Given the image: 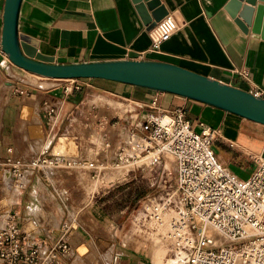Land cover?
Returning <instances> with one entry per match:
<instances>
[{
    "label": "crops",
    "instance_id": "1",
    "mask_svg": "<svg viewBox=\"0 0 264 264\" xmlns=\"http://www.w3.org/2000/svg\"><path fill=\"white\" fill-rule=\"evenodd\" d=\"M228 1L161 0L168 13L175 16L178 28L159 50L151 48V29L148 30L143 22L133 0H22L18 30L50 47L53 52L45 55L53 56L57 63L117 59L159 60L249 92L255 87L264 89V38L260 34L243 32L240 29L225 9ZM3 4L4 0H0V73L8 74L9 69L15 74H21L26 71L12 64L1 49ZM244 70H247V74L243 73ZM88 82L92 90L100 92L99 97L84 94V89L80 93H65L63 85L61 88L56 86L49 90L51 93L48 96H42L43 101L56 107L54 116L58 115L59 118L52 128L46 122L42 136L37 138L41 147L35 153L22 154L10 143L15 133L12 118L1 117V139L10 143L6 149L10 147L15 156L30 159L40 152L50 138H53L51 143L57 138L59 144L64 137L71 143L72 149L67 153L57 154L72 158L86 151L87 138L80 130L98 126L91 117L93 113H97L105 127L112 131L111 140L118 141L130 130L141 133L140 123L145 114L151 111L148 105L156 100L162 109L184 110L186 118L197 131H201L203 126L219 129L220 137L217 141L240 150L241 157H264V125L169 92H156L149 88L100 78H88ZM111 100L125 108L116 110L111 105ZM39 118L41 120L40 114ZM244 121H248V124ZM29 127V133L23 128L24 137L31 138L34 128L32 125ZM255 127H259L262 134L252 132ZM59 128L62 129L61 133H58ZM78 133L81 135L76 141L71 135ZM26 141L28 140H24L25 144L29 145ZM56 145L52 146L53 151ZM230 162L229 159L227 167L243 179L255 170L247 169L246 174L240 176L233 170ZM2 168L0 170L3 173L6 170ZM104 174L102 176H105V182L108 183L109 179ZM5 175L9 178L7 171ZM52 181L56 187L67 193L69 207L74 215L75 212L88 209L89 198L93 200V192L96 191L92 190L93 183L97 180H92L86 169L56 170ZM9 184L11 185L9 182L6 184V196L11 201L5 211L15 209L24 229L48 241L56 239L58 230L54 227L59 228L63 217L67 218V210L54 192L43 189L37 183L33 184L26 194H30L32 199V202H28L30 199L25 198L24 192L21 193L19 188L15 190L12 186L8 188ZM106 193L104 191L102 195ZM60 209L62 214L59 213ZM52 218H56V225L52 223ZM75 239L77 237L72 230L69 238V241L72 240V248L77 245ZM113 246L114 243L110 246L111 253Z\"/></svg>",
    "mask_w": 264,
    "mask_h": 264
},
{
    "label": "built area",
    "instance_id": "2",
    "mask_svg": "<svg viewBox=\"0 0 264 264\" xmlns=\"http://www.w3.org/2000/svg\"><path fill=\"white\" fill-rule=\"evenodd\" d=\"M177 28L178 22L171 13L157 21L150 31L151 48L159 50ZM243 73L247 74V70ZM62 81L63 91L73 93L83 88L82 83L88 78ZM250 92L264 97V89L255 87ZM148 107L151 111L140 123L141 133L130 130L118 141L111 140L112 131L93 113L91 117L98 126L80 130L87 138L86 151L72 158L55 153L53 138L49 137L30 159L17 157L12 148H7L2 166L9 170L17 187L23 188L32 181L43 189H51L67 210V218L51 246L48 242L54 240L48 241L22 227L15 209L5 211V223L0 227V264H42L56 257L57 246L64 253L68 251L76 217L70 210L67 193L52 181L56 170L86 169L92 180H99L105 169L122 165L131 166L125 177L142 166L148 167L153 173L152 184L156 182L157 169H162L158 182L161 190L148 199L140 218L152 225L156 235L168 240L181 264H264V157L256 159L257 167L250 176L240 178L218 159L212 147L220 137L219 129L200 123L203 127L197 131L184 110L162 109L156 100ZM43 110L52 128L55 122L50 124V118L56 114V107L44 101ZM80 135L71 136L77 141ZM168 157L175 169L172 185ZM108 183L111 187L115 180L109 179ZM98 194L93 192L92 199ZM210 231L214 232L213 237L208 235Z\"/></svg>",
    "mask_w": 264,
    "mask_h": 264
},
{
    "label": "rangeland",
    "instance_id": "3",
    "mask_svg": "<svg viewBox=\"0 0 264 264\" xmlns=\"http://www.w3.org/2000/svg\"><path fill=\"white\" fill-rule=\"evenodd\" d=\"M8 72V74L4 72L0 73V121L1 117L6 116L7 118H12L15 133L10 143L14 144L15 148L22 154L35 153L41 147L37 138L42 136L45 129L44 126L47 125L46 122L48 121V114L40 108L44 106L42 96H48L51 93L49 90L56 86H60L59 88H61L64 84L59 83L63 81L47 79L32 75L29 72L26 73L23 71L24 73L21 74H15L10 70H8ZM82 85L83 88L75 89L73 94L77 92L80 93L84 89V94L88 93L89 96L93 94L95 98L97 96L99 97L100 92L92 90L91 84L88 81L82 83ZM102 99L106 101L105 98ZM111 105L116 110L125 108L122 104L114 102V100H111ZM39 114L41 115V120ZM58 118V115H53L50 118V124L54 123ZM244 122L248 124V121ZM31 125L34 128L33 134L30 136L31 138L24 137L25 132L23 128L29 133V126ZM61 130L62 129L59 128L58 133H61ZM252 132L255 134H262V130H260L259 127L252 129ZM65 139L66 138L62 137L58 144L56 138L51 145L57 144L59 147L65 145L68 150L54 148V152L67 153L72 149L71 143L67 140L63 142ZM24 140H28L26 142H29V145L25 144ZM10 143L3 141L0 136V168L3 167L2 163H4V157L7 154L6 146ZM212 147L218 159L224 165L228 166V160L230 159L233 170L240 176H244L247 169L254 170L257 167L256 159H258L259 156H256V158L241 157L240 153L242 152L240 150L237 151L234 147L220 144L217 139L214 141ZM167 160L168 164L171 165L169 168V176H171L172 185L175 176L174 163L172 158L170 160V157H168ZM130 167L131 166L122 165L104 170L107 180H115V183L110 187L109 183L105 182V176L95 181L92 190L99 192L97 195L99 199L96 200L94 197V199L91 200V198H89L90 204L88 209L84 212H75L76 219L73 221V232L77 237V239H75L77 245L72 248V240H70L68 243L70 250L68 248L66 253L62 252V248L60 249L57 246L54 250L56 257L51 259L52 261L46 259L42 264H151L152 243L156 240V236L158 235L152 230V225L145 220L142 221L140 216L142 212H144L146 205L149 204L148 199L157 196V193L161 190L158 182L160 181L162 169H157V179L156 182L152 184L150 178L153 173H151L148 167L142 166L136 169L130 176L125 177L124 174ZM1 171L2 170H0V227L5 223L4 213L11 201L6 196V184L8 182L11 183L8 188L10 186L13 188L17 187L15 179L10 177L11 174L9 170L6 169L9 179L6 178L5 180L4 175L6 171L3 173ZM117 173H121V175L113 178ZM33 184L35 183L31 181L23 186V188H19L21 193L24 192L23 195L25 198L28 197L30 199L28 202H32V199L30 194H26L31 190L30 187ZM104 191L107 193L102 195ZM101 195L102 197H99ZM95 200L96 202H94ZM59 213L62 214V210L59 211ZM64 217L63 221L66 219ZM52 221L54 225L57 224L56 218H52ZM151 223L153 224V222ZM54 228L59 230L57 227ZM208 235L213 237L214 232L210 231ZM111 237H114V239ZM55 242V240L53 242H48V245L52 246ZM113 243V252L111 253L112 247L110 246ZM43 246L44 244H42V248H44ZM166 249L167 250L164 252V264H181V261L176 258L175 249L168 242ZM73 250L74 254L72 253ZM173 261L175 263H173Z\"/></svg>",
    "mask_w": 264,
    "mask_h": 264
},
{
    "label": "water",
    "instance_id": "4",
    "mask_svg": "<svg viewBox=\"0 0 264 264\" xmlns=\"http://www.w3.org/2000/svg\"><path fill=\"white\" fill-rule=\"evenodd\" d=\"M22 0H4L1 49L12 64L47 79L100 78L169 92L217 107L225 112L264 125V97L159 60L117 59L57 63L45 54L53 50L18 30ZM148 30L168 14L161 0H133ZM225 9L243 32L264 38V0H229Z\"/></svg>",
    "mask_w": 264,
    "mask_h": 264
},
{
    "label": "bare ground",
    "instance_id": "5",
    "mask_svg": "<svg viewBox=\"0 0 264 264\" xmlns=\"http://www.w3.org/2000/svg\"><path fill=\"white\" fill-rule=\"evenodd\" d=\"M9 70V69H8ZM103 100V99H102ZM62 142V141H61ZM63 142H66V140L65 141H63ZM67 145V144H66ZM62 147H59L58 145H56L55 146V148L56 149H59V150H68L67 148H66V146L65 145H61ZM170 160H171V158H170ZM121 175V173H117L116 174V176L115 177H113V178H116V177H118V176H120ZM11 177V176H10ZM7 177H6V175L4 176V180L6 179ZM9 179V178H8ZM7 179V180H8ZM15 190H17L18 189V187H15L14 188ZM14 196V195H13ZM14 197H16V196H14ZM11 199H12V197H11ZM1 225V224H0ZM167 242H168V240L165 238V237H163V236H156V240L152 243V258H151V264H164V252L167 250L166 249V247H167ZM109 256V255H108ZM173 263H175L174 261H173Z\"/></svg>",
    "mask_w": 264,
    "mask_h": 264
}]
</instances>
